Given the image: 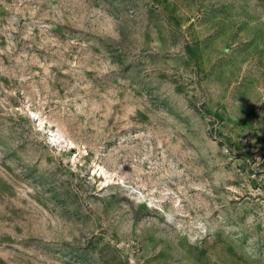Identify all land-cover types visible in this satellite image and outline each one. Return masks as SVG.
I'll list each match as a JSON object with an SVG mask.
<instances>
[{"label":"rangeland","instance_id":"obj_1","mask_svg":"<svg viewBox=\"0 0 264 264\" xmlns=\"http://www.w3.org/2000/svg\"><path fill=\"white\" fill-rule=\"evenodd\" d=\"M0 264H264V0H0Z\"/></svg>","mask_w":264,"mask_h":264}]
</instances>
